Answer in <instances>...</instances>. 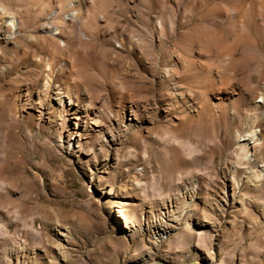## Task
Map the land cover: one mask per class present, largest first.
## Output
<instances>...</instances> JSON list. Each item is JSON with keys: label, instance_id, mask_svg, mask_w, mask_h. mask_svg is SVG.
<instances>
[{"label": "rangeland", "instance_id": "rangeland-1", "mask_svg": "<svg viewBox=\"0 0 264 264\" xmlns=\"http://www.w3.org/2000/svg\"><path fill=\"white\" fill-rule=\"evenodd\" d=\"M0 264H264V0H0Z\"/></svg>", "mask_w": 264, "mask_h": 264}, {"label": "bare ground", "instance_id": "bare-ground-1", "mask_svg": "<svg viewBox=\"0 0 264 264\" xmlns=\"http://www.w3.org/2000/svg\"><path fill=\"white\" fill-rule=\"evenodd\" d=\"M74 6H75V4H74ZM71 9H73L72 11H71V16L73 17V18H75L76 20H79V18H80V16L78 15H76V13H77V9H79L78 7L77 8H73V7H70ZM79 13V12H78ZM6 17V20L11 24V25H16V18H15V16L14 15H8V16H5ZM4 18V17H3ZM72 19V18H71ZM73 21H75V20H73ZM4 22H6V21H4ZM77 22V21H76ZM79 22V21H78ZM53 30H55V31H53ZM51 32L53 33V34H59L60 33V29H58V28H55V29H53ZM54 35V36H55ZM62 36V35H61ZM59 39L61 38L60 36L58 37ZM62 41H64V40H62ZM62 41L59 43V44H62ZM63 45H64V42H63ZM47 53V52H46ZM39 56V55H38ZM41 57H39V59H40ZM41 60L42 61H44V63H45V69H46V78H48V82L46 81V83H45V86H47V85H49V87L51 88H53L54 89V93H55V98L56 99H59L60 101L62 100V98L64 97V96H67L69 99H71V96L73 95V94H71L70 95V91H71V89H69L70 87H71V82L69 81V80H66V78H65V80H64V82H63V85H65V86H61V84L60 85H58V84H54V82H53V79H52V72H54V66H55V64H54V61H53V59H51V57H50V55L49 54H44V55H42V58H41ZM55 60V59H54ZM66 60V59H65ZM65 63V62H64ZM64 63H59L61 66H62V64H64ZM66 66V65H65ZM65 66H63L64 68H65ZM41 67V66H40ZM68 67V66H67ZM41 68H43V67H41ZM58 68V67H57ZM43 70V69H42ZM56 71V70H55ZM70 72V71H69ZM58 74V73H57ZM62 75V74H61ZM54 76H56V75H54ZM71 76V75H70ZM67 77V76H66ZM54 78V77H53ZM62 80V79H61ZM73 80V79H72ZM57 81V80H56ZM60 83V82H59ZM77 83V82H76ZM78 84V83H77ZM76 85V84H75ZM42 87V86H41ZM73 87V86H72ZM74 87H77V86H74ZM43 88V87H42ZM76 89V88H75ZM78 90H79V85H78ZM75 92H77V91H75ZM75 94V93H74ZM75 96V95H74ZM86 102V101H85ZM205 105V104H204ZM263 136V135H262Z\"/></svg>", "mask_w": 264, "mask_h": 264}]
</instances>
